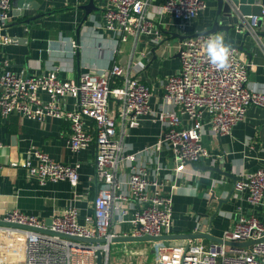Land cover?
<instances>
[{"label":"built area","instance_id":"obj_1","mask_svg":"<svg viewBox=\"0 0 264 264\" xmlns=\"http://www.w3.org/2000/svg\"><path fill=\"white\" fill-rule=\"evenodd\" d=\"M14 0H0L1 44L12 43L2 32L12 23ZM153 0H107L103 15L105 30L123 36L153 35L159 32L148 10ZM161 12L169 14L182 27L189 25L209 9L208 0H166ZM264 15V11H263ZM258 17L243 16L242 22L255 32ZM242 33V31L237 30ZM217 34L198 35L181 42L180 70L170 76L164 86L163 109L158 116L160 138L144 152H161L170 147L173 152L176 177H188L187 165L209 158L204 136L231 134L245 120L248 109H264V92L249 86L251 62L241 56L240 47L230 46L229 66L218 70L209 60L207 41ZM72 45L77 47L75 41ZM158 42V40H156ZM124 82L121 83L120 80ZM46 97V98H45ZM68 97L75 100L74 108H66ZM150 88L137 78L127 76L126 69L114 65L105 74H82L77 80L61 78L60 70L25 75L23 71L0 70V116L16 114L29 120L48 117L69 122L72 133L68 140L72 154H78L96 144L95 180L99 187L94 201V215L80 221V209L73 204L54 215L52 224L18 209L0 214V222L28 226L35 230L0 224V264H97L99 252L103 264H109L113 240L120 235L113 231L115 216L123 222L131 203L134 212V237H160L174 233L175 200L165 194L163 184L150 175L141 162L140 154L129 153L124 134L119 133L118 120L110 116V100H121L125 116L134 121L152 112ZM94 123V132L87 130V121ZM208 128V129H207ZM3 144L0 142V172ZM22 167L41 186L67 182L76 188L81 180V164H65L49 154L29 149ZM129 168L125 176L124 168ZM235 183L238 196H245L252 206L264 205V167L241 173ZM85 239H105V243L71 242L39 230ZM221 243L204 246L198 242L186 245H166L152 242L156 257L152 264H264V223L256 215H240L234 228L225 231ZM253 243L235 246L230 243ZM11 245V246H10ZM20 245L19 258L11 256L9 248Z\"/></svg>","mask_w":264,"mask_h":264},{"label":"crops","instance_id":"obj_2","mask_svg":"<svg viewBox=\"0 0 264 264\" xmlns=\"http://www.w3.org/2000/svg\"><path fill=\"white\" fill-rule=\"evenodd\" d=\"M90 1L14 0L12 23L2 32L3 36L12 39V43L2 45L0 39V70L36 75L58 68L61 78L77 80L84 73L105 74L114 65L124 67L127 76L142 81L153 94L152 112L136 121L123 114L121 100L112 99L109 104L110 116L118 120V130L125 136L128 152L140 153L160 138L158 116L163 109L164 86L166 80L181 68V40L176 34L184 35L183 30L178 21L161 12L160 7L166 0H153L148 15L160 32L157 35H131L124 41L123 36L104 28L107 0H94L95 7L87 16L85 7ZM215 7V3L209 1V9L189 25L186 34L192 36L210 29ZM223 36L226 43L227 38L225 34ZM72 41L77 47L72 45ZM242 41V34L236 31L229 43L240 46ZM245 47L247 52H241V56L252 63L249 86L254 91L264 92V49L253 50L251 41L246 42ZM249 53L253 54L251 60ZM64 106L74 108L75 100L68 97ZM86 125L94 135L92 120ZM71 133L69 122L55 117L41 121L16 114L5 118L0 116V142L3 144L0 214L18 209L48 222L75 201L80 209L81 222L93 217L94 201L100 192V185L95 180L96 144L92 143L81 153L72 154L68 144ZM204 139L211 156L187 165V172L193 174L190 178L176 177V164L170 147L161 152L140 154L141 162L150 170V175L163 184L165 194L174 197V233L206 234L220 239L225 231L234 228L243 214L256 215L264 223V205L252 206L245 196H238L235 191V183L241 173L264 167V109L250 107L245 120L239 122L231 134L214 137L208 129ZM29 149L41 150L65 164L80 163L79 186L73 188L67 182L41 186L35 176L29 175L22 167ZM124 173L128 175L129 168L125 167ZM123 205L129 208V212L123 222L115 216L112 230L130 236L134 229L132 219L135 211L131 203ZM173 242V246L189 242L209 246L213 241ZM150 244L146 242L143 248ZM9 250L11 256L20 259V245ZM129 250L137 249L129 247ZM131 255H139L138 264L148 263V256L134 252Z\"/></svg>","mask_w":264,"mask_h":264},{"label":"water","instance_id":"obj_3","mask_svg":"<svg viewBox=\"0 0 264 264\" xmlns=\"http://www.w3.org/2000/svg\"><path fill=\"white\" fill-rule=\"evenodd\" d=\"M215 3V13L212 17V23L210 25V29L207 31L196 34L192 36L182 35L180 33L176 34V37L182 41L190 37H196L198 35H210V34H225L227 38L226 45H231L229 40L231 37L236 35V31H242L243 41L241 43L239 49L241 52H247L245 47L246 42L251 41V48L253 50H261L264 49V0H208ZM95 7L94 0H91L90 3L85 7L87 11V16L89 15L91 9ZM243 16H251V17H258L256 23V31L250 32L248 29L245 28V24L242 22ZM86 20V19H85ZM180 56V53H179ZM250 60L253 59V54L249 53ZM251 62V61H250ZM238 180V179H237ZM1 225H6L10 227H17L23 228L28 230H35L28 226H22L18 224H10L0 222ZM52 224V220L47 222V226L50 227ZM41 232L59 236L65 239L70 240L71 242H82V243H105V239H85L74 237L70 235L60 234L51 231L50 229L46 230H39ZM195 239H209L213 242L221 243L222 241L216 237L206 234H177L173 233L171 235H163L160 237H152V236H145V237H134V236H126V237H118L113 240L114 243H140V242H157V241H164V242H173V241H180V240H195ZM231 245L235 246H250L251 243H244V244H237V243H230ZM97 264H103V255L101 252L97 255Z\"/></svg>","mask_w":264,"mask_h":264},{"label":"rangeland","instance_id":"obj_4","mask_svg":"<svg viewBox=\"0 0 264 264\" xmlns=\"http://www.w3.org/2000/svg\"><path fill=\"white\" fill-rule=\"evenodd\" d=\"M173 243L174 242H166V245H172ZM145 245L146 242L113 243L110 251V264H138V261L140 260L139 255L132 256V252L148 256L147 264H152L156 257V248L154 244H150L149 247L147 246V248H143ZM129 247L137 250H132V252H130ZM140 247H142V249H138Z\"/></svg>","mask_w":264,"mask_h":264},{"label":"clouds","instance_id":"obj_5","mask_svg":"<svg viewBox=\"0 0 264 264\" xmlns=\"http://www.w3.org/2000/svg\"><path fill=\"white\" fill-rule=\"evenodd\" d=\"M207 54L210 62L218 69L229 66L230 46L225 44V38L217 34L207 41Z\"/></svg>","mask_w":264,"mask_h":264}]
</instances>
